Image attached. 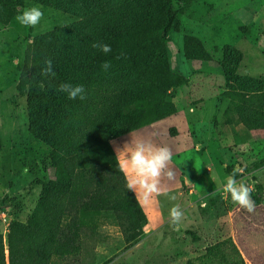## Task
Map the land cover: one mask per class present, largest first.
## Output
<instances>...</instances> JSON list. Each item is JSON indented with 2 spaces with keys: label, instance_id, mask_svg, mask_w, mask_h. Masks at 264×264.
<instances>
[{
  "label": "rangeland",
  "instance_id": "374dc122",
  "mask_svg": "<svg viewBox=\"0 0 264 264\" xmlns=\"http://www.w3.org/2000/svg\"><path fill=\"white\" fill-rule=\"evenodd\" d=\"M31 6H40L43 12L34 28L21 26L15 20L18 12L0 9V234L4 238L11 221L28 220L42 185L50 179L49 149L30 135L26 97L16 90L26 47L34 37L78 21L33 2L23 8ZM179 22L164 52L169 71L186 79L185 85L168 91L179 113L111 142L116 157L137 140L167 146L175 178L162 180V187L177 200L161 195L147 205L139 202L137 219L143 233L133 247H127L118 228L104 226L97 238L85 240L78 256L54 259L53 264H222L220 257L228 255L232 246L245 264H264V166L254 167L264 160V130L225 124L228 99L221 69L226 49L233 48L241 54L235 74L264 83V0H186ZM187 38L194 41L186 48ZM193 57L197 59L189 60ZM136 94L134 90L132 98ZM236 169L242 176L237 181L243 180L253 192L257 184L263 188L252 213L222 190ZM173 204L183 211L178 228L169 222Z\"/></svg>",
  "mask_w": 264,
  "mask_h": 264
},
{
  "label": "trees",
  "instance_id": "16d2710c",
  "mask_svg": "<svg viewBox=\"0 0 264 264\" xmlns=\"http://www.w3.org/2000/svg\"><path fill=\"white\" fill-rule=\"evenodd\" d=\"M26 2L78 21L34 37L25 50L16 90L26 97L30 135L49 149L50 179L28 220H13L6 237L0 234V264H53L76 257L104 226L118 228L133 247L143 233L137 219L142 207L127 189L111 142L178 111L168 91L186 79L169 71L164 52L179 29L186 0H0V9L18 12ZM96 41L110 45L111 52L93 48ZM226 55L221 65L225 124L264 130V83L238 77L241 54L227 48ZM47 59L55 77L41 75ZM105 61L111 65L107 70L101 67ZM61 83L83 85L86 99H69L58 90ZM263 166L264 160L254 167ZM262 190L255 185V205ZM220 262L245 264L234 246Z\"/></svg>",
  "mask_w": 264,
  "mask_h": 264
},
{
  "label": "clouds",
  "instance_id": "9594fccd",
  "mask_svg": "<svg viewBox=\"0 0 264 264\" xmlns=\"http://www.w3.org/2000/svg\"><path fill=\"white\" fill-rule=\"evenodd\" d=\"M42 18L43 12L40 6L25 7L18 10L15 16V20L21 26L33 28L41 22ZM91 46L105 55L111 52V46L102 41L93 42ZM110 66L108 61L101 65L104 70H107ZM41 75L55 77L56 73L53 70L51 59L45 61V66L41 69ZM58 90L66 93L69 99H86V89L83 85L61 83ZM119 152L121 154L117 156L118 167L125 175L127 189L135 193L138 202L147 205L154 198L161 195L167 196L169 201L177 200L175 194L165 191L162 187V180L171 181L175 178L174 172L169 168L172 152L167 146H157L151 142L137 140L132 146L124 147ZM238 171L239 169L234 170L226 178L222 190L230 196L235 204L252 213L255 211V202L251 195L254 189L243 180L237 181ZM182 219L181 206L173 204L169 209L170 224L178 228Z\"/></svg>",
  "mask_w": 264,
  "mask_h": 264
},
{
  "label": "crops",
  "instance_id": "0c3cea01",
  "mask_svg": "<svg viewBox=\"0 0 264 264\" xmlns=\"http://www.w3.org/2000/svg\"><path fill=\"white\" fill-rule=\"evenodd\" d=\"M176 113L178 114L179 112H176ZM177 114H176V115H177ZM152 205H153V204H152ZM153 207L155 208V205H153ZM144 210H145V209H144Z\"/></svg>",
  "mask_w": 264,
  "mask_h": 264
}]
</instances>
